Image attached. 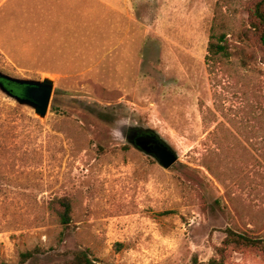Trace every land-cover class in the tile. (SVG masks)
<instances>
[{"label": "rangeland", "instance_id": "1", "mask_svg": "<svg viewBox=\"0 0 264 264\" xmlns=\"http://www.w3.org/2000/svg\"><path fill=\"white\" fill-rule=\"evenodd\" d=\"M7 1L0 71L49 77L54 88L44 118L0 88V264H67L86 249L105 264H206L228 228L264 237L256 0H115L116 9L83 0V52L52 70L28 50V20L70 8ZM216 16L234 55L214 68L206 59ZM123 125L152 128L178 160L163 167ZM62 197L72 206L67 226L50 207ZM225 264H264V255L230 249Z\"/></svg>", "mask_w": 264, "mask_h": 264}, {"label": "trees", "instance_id": "2", "mask_svg": "<svg viewBox=\"0 0 264 264\" xmlns=\"http://www.w3.org/2000/svg\"><path fill=\"white\" fill-rule=\"evenodd\" d=\"M250 31L252 32L251 40L264 49V0H256L249 8ZM218 16L214 18L211 35L208 46V54L206 62L208 66L214 68L222 62L224 58L234 55L228 42L226 34L218 35L216 28L218 27ZM212 69V68H211ZM50 207L54 209L64 226L70 224L72 206L67 198H54L50 201ZM257 251L264 255V237L254 233L237 231L233 228L227 229V235L221 246L216 249V255L213 256L206 264H225L227 253L229 250ZM39 249L28 250L21 254L23 263L37 257ZM1 264H10L2 262ZM67 264H105L91 257L88 249L76 253L75 257Z\"/></svg>", "mask_w": 264, "mask_h": 264}, {"label": "crops", "instance_id": "3", "mask_svg": "<svg viewBox=\"0 0 264 264\" xmlns=\"http://www.w3.org/2000/svg\"><path fill=\"white\" fill-rule=\"evenodd\" d=\"M56 1V0H55ZM115 0H107L108 6L116 9L119 4H115ZM8 1L2 0L0 8H4ZM83 0H58L55 3H49L47 6H68L70 9L66 12L60 9L53 10L49 14L45 10L44 17L28 20V50L30 54L37 57H43V69L52 70L54 65L62 66L69 61L72 62L78 54L83 52ZM33 25V26H32ZM50 56L51 63L46 62L47 57ZM58 68V67H56Z\"/></svg>", "mask_w": 264, "mask_h": 264}, {"label": "water", "instance_id": "4", "mask_svg": "<svg viewBox=\"0 0 264 264\" xmlns=\"http://www.w3.org/2000/svg\"><path fill=\"white\" fill-rule=\"evenodd\" d=\"M0 88L20 103L32 106L35 113L44 118L50 108L54 80L49 77L42 80L17 78L0 71ZM14 88L19 89L14 92ZM156 152L159 162L165 168L171 167L179 158L175 150L168 145L157 148Z\"/></svg>", "mask_w": 264, "mask_h": 264}, {"label": "flooded vegetation", "instance_id": "5", "mask_svg": "<svg viewBox=\"0 0 264 264\" xmlns=\"http://www.w3.org/2000/svg\"><path fill=\"white\" fill-rule=\"evenodd\" d=\"M10 88H12V86H10ZM18 89L19 88H14V92H17ZM122 134L126 140H128L136 148L146 154L154 156L157 160V148H161L164 145L171 147L155 130L150 127H144L142 125H123Z\"/></svg>", "mask_w": 264, "mask_h": 264}]
</instances>
